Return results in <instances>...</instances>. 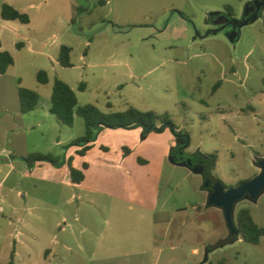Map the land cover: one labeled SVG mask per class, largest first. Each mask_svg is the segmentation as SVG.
<instances>
[{
  "label": "rangeland",
  "instance_id": "obj_1",
  "mask_svg": "<svg viewBox=\"0 0 264 264\" xmlns=\"http://www.w3.org/2000/svg\"><path fill=\"white\" fill-rule=\"evenodd\" d=\"M105 1L0 0V41L15 61L0 74V157L11 156L0 162V264H264L263 241L224 243L231 231L209 205L203 167L171 158L184 134L186 153L216 156L211 176L227 189L261 173L264 9L245 24L255 0ZM6 2L25 6L31 23L5 24ZM61 46L72 67L57 62ZM55 79L79 106L168 115L174 127L98 128L78 158L84 119L69 127L47 112ZM19 87L39 94L35 111L20 112ZM35 154L57 163L30 169ZM73 155L91 166L82 185L71 181ZM242 208L264 225V193L236 204V224Z\"/></svg>",
  "mask_w": 264,
  "mask_h": 264
},
{
  "label": "trees",
  "instance_id": "obj_2",
  "mask_svg": "<svg viewBox=\"0 0 264 264\" xmlns=\"http://www.w3.org/2000/svg\"><path fill=\"white\" fill-rule=\"evenodd\" d=\"M104 0L99 1V5H104ZM81 8H78V12ZM226 12L230 16H234L232 9H226ZM1 17L6 21H18L22 24H29L30 17L18 11L9 4H4L1 9ZM264 18V14H263ZM18 48H21V44H17ZM1 48V42H0ZM72 48L67 46H61L58 56V63L60 66L68 68L72 67L71 63ZM14 58L11 53L5 51L0 52V74H5L9 67L14 65ZM37 80L40 84L46 85L49 83V77L47 72L40 71L37 75ZM263 91H264V78H263ZM83 89L84 86L82 85ZM39 94L36 91L29 90L23 87H19V100H20V112L27 114L35 111L39 105ZM50 113L54 115L62 124L72 127L74 124L75 115H78L84 119L86 126L85 136L77 139L73 146H82L76 154L82 158L86 157L91 150L94 131L96 129L108 128V129H126L130 130L138 126H142L147 132H151L157 129L156 124L159 122L163 125L174 127L170 123L168 115L160 116L156 113H141L136 110H129L124 114H115L106 116L101 113L96 107L87 105L79 106L78 98L72 88L60 79H55L53 85V91L51 96ZM199 159L204 161L207 167L206 174L211 177V171L216 166V156H206L201 153L194 154ZM29 166L33 163H57V159L51 155L35 154L24 159ZM74 157L68 159V167L70 169V176L72 183L75 185L82 184L86 179V170L89 168V164L84 162L82 167L76 168L73 165ZM215 179V178H214ZM217 180V179H216ZM236 226L239 230L241 239L252 245H259L264 242V225L260 226L255 221L249 208H242L237 213ZM232 236L229 237V239ZM235 242V241H234ZM14 253L11 254L13 259ZM13 264V261L10 262Z\"/></svg>",
  "mask_w": 264,
  "mask_h": 264
},
{
  "label": "water",
  "instance_id": "obj_3",
  "mask_svg": "<svg viewBox=\"0 0 264 264\" xmlns=\"http://www.w3.org/2000/svg\"><path fill=\"white\" fill-rule=\"evenodd\" d=\"M263 9H264V0H255L253 2V7L251 8V10H254L255 12L246 19L245 24L250 23L254 19L258 18L259 13L262 12ZM230 24H236L239 27L243 26L240 25L238 20H236L235 18H232L230 20ZM188 143H189V138H187L186 147L188 146ZM9 161L10 159L8 157H0V162H9ZM258 164L259 167L261 168V173L254 179L242 183L237 188L227 189L225 185L219 180H216L212 186L211 177L207 174L205 176L206 178H205L204 188L211 191L209 196V205L216 206L224 211L227 225L231 231L232 237L227 241H224V243H232L236 241L240 236L239 230L236 226L234 219V209L236 204L245 198L254 201L258 199L262 193H264V159L259 161ZM181 165L188 166L190 168L193 167L191 161L188 160L181 163Z\"/></svg>",
  "mask_w": 264,
  "mask_h": 264
},
{
  "label": "flooded vegetation",
  "instance_id": "obj_4",
  "mask_svg": "<svg viewBox=\"0 0 264 264\" xmlns=\"http://www.w3.org/2000/svg\"><path fill=\"white\" fill-rule=\"evenodd\" d=\"M253 7V3H251V5L249 6L248 12L246 17L248 18L249 16H251L252 14H254V10H251V8ZM262 12H260L259 14H261ZM229 22V21H228ZM180 138H185L187 139V135H179ZM187 141V140H186ZM186 145L187 143L185 141H180L179 144L177 145V147L171 152V158L174 160L175 163L177 164H181L184 161H191L192 163V168L197 167V166H202L203 167V178L205 180V176H206V171H207V167L204 164V161L202 159H199L198 157H196L194 154H188L186 153ZM211 185L213 186L214 182L216 181V179H214L211 176ZM210 191V190H209Z\"/></svg>",
  "mask_w": 264,
  "mask_h": 264
},
{
  "label": "crops",
  "instance_id": "obj_5",
  "mask_svg": "<svg viewBox=\"0 0 264 264\" xmlns=\"http://www.w3.org/2000/svg\"><path fill=\"white\" fill-rule=\"evenodd\" d=\"M99 1H101V0H99ZM105 1V0H104ZM106 2V1H105ZM4 4H9V5H11L12 7H14L15 9H17L18 11H20V12H22V13H27V8L25 7V6H23V7H20V6H18V5H16V4H14V3H8V2H6V3H4ZM3 4V5H4ZM98 5H99V2L97 3ZM251 4V3H250ZM250 4H249V6H250ZM2 5V6H3ZM105 5H107V2L104 4V5H101V6H105ZM33 5L31 4L30 5V7H32ZM2 9V8H1ZM249 9V8H248ZM248 9H247V11H246V14H247V12H248ZM230 16V15H229ZM231 18H235V16L233 17V16H230ZM2 18V17H1ZM3 20V19H2ZM3 21H5V24H7V25H12V26H14V27H16L17 29H20V27L18 26V25H16V23H14L15 21H6V20H3ZM30 23H31V19H30ZM29 23V24H30ZM29 24H27V25H29ZM170 27L169 26H167V28H166V30H168ZM1 42V41H0ZM18 44V43H17ZM17 44H16V47H17ZM18 48V47H17ZM0 52H5L4 50H3V48H2V43H1V48H0ZM8 52V51H7ZM50 108H48L47 109V112H49L50 113ZM33 112V111H32ZM93 147V146H92ZM92 149V148H91ZM91 151V150H90ZM89 151V152H90ZM89 152H88V154H87V156L86 157H84V158H82V157H80V156H78L76 153V155H77V157L78 158H82V159H85V158H87L88 157V155H89ZM5 157H8L10 160H11V156H10V154L9 153H6V156ZM73 157H74V159H75V156L73 155ZM77 158V159H78ZM10 162V161H9ZM9 162H5V163H9ZM84 162H87V161H83L81 164H79L78 162H77V160H76V163H74L73 162V165H74V167H76V168H81L82 167V164L84 163ZM88 164H89V168L86 170V172H85V174H86V179H87V172L91 169V166H90V163L89 162H87ZM46 164L44 163V164H39V166L41 167V166H45ZM30 167V169H32V166H29ZM68 170L70 171V169H69V167H68ZM104 170V169H103ZM71 177V176H70ZM86 179H85V181H86ZM72 181V180H71ZM85 181L83 182V183H85ZM82 183V184H83ZM82 184H80V185H82ZM17 243H20V244H23V242L22 241H20V242H18L17 241ZM19 249V248H18Z\"/></svg>",
  "mask_w": 264,
  "mask_h": 264
}]
</instances>
